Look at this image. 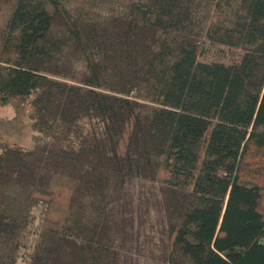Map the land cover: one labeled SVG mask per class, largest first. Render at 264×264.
<instances>
[{"label":"trees","instance_id":"16d2710c","mask_svg":"<svg viewBox=\"0 0 264 264\" xmlns=\"http://www.w3.org/2000/svg\"><path fill=\"white\" fill-rule=\"evenodd\" d=\"M6 104L0 264L38 200L28 264H121L132 177L156 182L167 264H264V0H10Z\"/></svg>","mask_w":264,"mask_h":264},{"label":"rangeland","instance_id":"374dc122","mask_svg":"<svg viewBox=\"0 0 264 264\" xmlns=\"http://www.w3.org/2000/svg\"><path fill=\"white\" fill-rule=\"evenodd\" d=\"M10 9V0H0V21ZM223 51V57L211 48L199 54L201 60H232L237 51ZM234 53V55H232ZM11 104L0 105V117L13 116ZM45 202L38 200L29 209L27 224L19 240V251L14 264H28L38 241V233L45 211ZM119 217L117 242L121 264H167L164 214L157 185L154 180L130 178L123 187L118 205Z\"/></svg>","mask_w":264,"mask_h":264}]
</instances>
